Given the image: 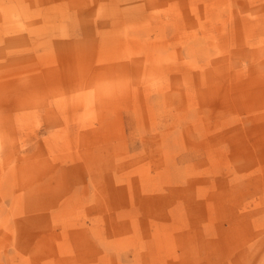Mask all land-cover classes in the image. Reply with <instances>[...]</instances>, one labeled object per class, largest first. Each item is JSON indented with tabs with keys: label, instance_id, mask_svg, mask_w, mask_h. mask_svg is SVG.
<instances>
[{
	"label": "rangeland",
	"instance_id": "obj_1",
	"mask_svg": "<svg viewBox=\"0 0 264 264\" xmlns=\"http://www.w3.org/2000/svg\"><path fill=\"white\" fill-rule=\"evenodd\" d=\"M0 264H264V0H0Z\"/></svg>",
	"mask_w": 264,
	"mask_h": 264
}]
</instances>
